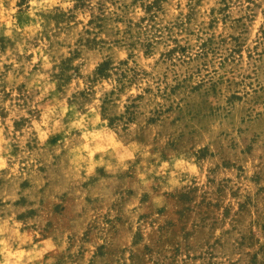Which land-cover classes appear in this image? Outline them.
Listing matches in <instances>:
<instances>
[{
  "label": "rangeland",
  "instance_id": "374dc122",
  "mask_svg": "<svg viewBox=\"0 0 264 264\" xmlns=\"http://www.w3.org/2000/svg\"><path fill=\"white\" fill-rule=\"evenodd\" d=\"M0 264H264V0H0Z\"/></svg>",
  "mask_w": 264,
  "mask_h": 264
}]
</instances>
